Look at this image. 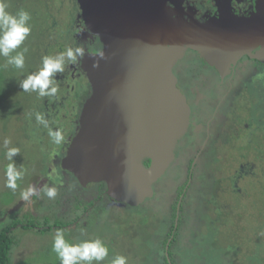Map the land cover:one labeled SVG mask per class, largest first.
<instances>
[{
    "label": "rangeland",
    "instance_id": "rangeland-1",
    "mask_svg": "<svg viewBox=\"0 0 264 264\" xmlns=\"http://www.w3.org/2000/svg\"><path fill=\"white\" fill-rule=\"evenodd\" d=\"M5 2L8 5L7 11L10 13L15 14L22 9L31 14L29 21L31 33L20 48L12 53L15 55L24 48L28 49L25 53L24 68L17 69L8 66L6 61L4 62L8 70L11 67V71L7 74L5 82V85H8V93L3 94L0 103V228L15 218L21 222L40 223L46 217L49 218V225L56 221V225H62L65 220H71L75 214L81 213V207L89 200H95L94 207L99 206V208L89 206L88 212L91 214L87 222L82 221L79 225L68 223L63 226L66 239L70 242H77L82 239L95 238L99 232L93 230L90 232L87 229L91 223L97 225L101 221L104 223L108 221L107 223L110 224L117 217L115 227L113 230L108 229L103 235V240L108 241L110 236H114L113 234L121 235L122 233L129 245L127 249L133 251L134 254L126 255L125 247H122L123 250L119 251V255L126 256L128 264H152L161 247L158 232L169 223L170 219L171 209L168 199L164 200L162 194L157 199L162 200L161 203L160 201L154 204L126 203V206L122 207V204L114 199L103 196L102 199L96 200L94 193H83L85 191L79 187L80 182L74 174L62 167L61 162L67 146L63 148L53 143L49 135L45 134L43 138L40 133L33 131L36 121L31 120L29 123V116L25 115L27 101L24 96V94L30 96L33 92L27 94L28 92L23 93L18 90L20 89L19 83L23 80L21 77L14 82L18 71L22 72L21 76L25 75V79L32 69L38 68L39 70L42 57L46 55H55L68 47L83 49L86 47V53H90L89 47L101 50L100 39L89 32L94 36L91 43L88 40L83 45L82 41L77 38L75 44V36L67 41L73 45L65 42L66 45L61 51L50 47L51 41H54V38L60 40L58 38L65 37L67 30H70L75 22L79 29L84 26L79 16L80 7L77 0H5ZM229 14L236 19L248 17L251 13L242 15L230 10ZM31 35L33 45L29 48V44L25 42L30 41ZM263 51L261 50V53ZM253 53L243 55L244 58H241L238 65L239 68L252 67L250 60L254 59ZM182 60V56L174 60L172 72L174 73L175 67H180L177 77L185 88L190 84L199 86L203 81L201 73H204V62L209 67L219 72L222 71L221 74L227 68V66L222 68L221 59L203 56V54L201 56L197 52L193 53L191 58L186 57L183 62ZM75 66L76 63H68L65 68L70 69ZM243 81L244 90L242 95L235 99L232 109L234 116L224 124V118L222 119V126L225 129H222V138L218 140V145L207 148L197 162L194 179L189 182L190 188L185 197L182 215L179 211V216H175V220L181 217V225L178 243L174 248V264H264V66L258 68V71L248 73ZM77 82L76 76L71 85H74L75 89H82L81 76H79L78 85ZM232 84L236 85L233 78ZM45 98L40 97L33 104V108L36 106V110L40 113L43 112V104L47 105L43 102ZM81 106L82 104L76 106L77 117ZM243 124L246 125L244 131ZM60 130L62 134L70 132V130L63 132L62 128ZM241 130L243 132H240ZM233 134L235 135L230 138ZM5 138L11 141L9 147L15 146L20 149V153L14 157V162L18 168L25 170L23 179L17 182L18 188L15 192L5 187V168L10 163L4 155L6 149L3 147V140ZM49 139L50 142L47 144ZM175 149L176 147L174 153ZM144 160L146 158L143 159V163ZM176 165H178L177 162L171 160L160 174L161 179L153 183L158 185L156 188L158 192L174 188V185L165 183L169 179L174 180L175 185L184 180V173L175 174ZM168 167L171 171L165 177ZM32 185L37 189L44 186H56L58 195L55 199H49L41 192L39 197H31L28 201L21 200L20 192ZM166 194L170 198L175 196L174 192ZM75 203L80 208L75 209ZM152 206L156 209L154 214H152L154 212ZM143 213L147 216L142 227L145 217ZM135 214L139 215V221H136L139 226H135L131 233L125 230L124 223L129 221L127 226L135 223L133 219ZM158 216L160 222L156 223ZM36 226L43 227L41 223ZM56 230V227L48 231L36 230V227L25 229L19 228L17 224L12 232L15 244L12 249L11 264H59L56 254L52 251ZM249 242L252 251L247 250V257L243 259L246 244ZM108 258H110L109 254Z\"/></svg>",
    "mask_w": 264,
    "mask_h": 264
},
{
    "label": "water",
    "instance_id": "water-1",
    "mask_svg": "<svg viewBox=\"0 0 264 264\" xmlns=\"http://www.w3.org/2000/svg\"><path fill=\"white\" fill-rule=\"evenodd\" d=\"M77 1L85 32L102 45L81 60L90 94L62 167L82 184L103 181L116 202L136 205L173 159L189 123L174 60L191 49L221 59L222 68L251 52L264 62V0L248 17L234 19L227 10L205 21L184 12L183 0Z\"/></svg>",
    "mask_w": 264,
    "mask_h": 264
},
{
    "label": "trees",
    "instance_id": "trees-1",
    "mask_svg": "<svg viewBox=\"0 0 264 264\" xmlns=\"http://www.w3.org/2000/svg\"><path fill=\"white\" fill-rule=\"evenodd\" d=\"M76 20V17H75ZM81 29V28H80ZM79 27L77 26V22H75L70 30H67L66 36L63 38H58L60 40H57L54 38V41H51L52 44H50V47H52L53 49L57 48L56 51H61V49L63 50L64 46L66 45V43H70L71 45H73L71 42H67L71 39H73L75 36V44L77 43V38L80 40H82V44L85 45L86 42L88 40L91 41V35L89 34V32H82V30H84V26L82 27L81 31ZM76 31V35H74V32ZM77 31H79L77 33ZM73 36V37H72ZM58 41V42H57ZM66 42V43H65ZM25 44H29V48L30 46L33 45V36L31 35L30 41L29 42H25ZM85 47V46H84ZM67 49V48H66ZM85 53H86V47L84 48ZM88 50L90 52L96 53L99 51L98 49L89 47ZM186 50H191V49H186ZM185 50V51H186ZM55 51V52H56ZM194 51V50H191ZM54 52V53H55ZM195 52V51H194ZM58 53V52H57ZM56 53V54H57ZM196 53V52H195ZM184 55V53H183ZM182 55V56H183ZM82 60V59H81ZM81 60H79V62L76 63L75 67L72 68H65L64 72L57 73L56 74V84L58 86L59 91L57 92L55 97H46L44 99L43 102H46V104H43V112L41 114H43L45 116V118L48 120L49 126L55 130V129H64L63 132H65V130H70V132H67L66 134L64 133V140L59 144V146L61 147H66L71 139V134H73L72 132H75L78 124H77V112H76V106L82 104L85 99L89 96L90 94V84L88 82L87 77L85 76V72L83 70V68L81 67ZM6 61V58L3 56H0V103L2 101L1 97H3V94L7 92V87L8 85H5L6 82V77L7 74H10L11 71V67L10 70H8V66H12L9 65L5 66L4 62ZM37 69H32L28 74L32 73L33 71H37ZM24 71V70H21ZM20 71H18V74L14 77V82H16V80L21 77L22 79H24V76H21ZM69 73V76H67V74ZM27 74V75H28ZM77 76L78 78V82L76 83L77 85L79 84V76H81V87L82 89H75L74 85H71L73 79L75 80V77ZM64 84L62 87L61 85ZM71 85V86H70ZM73 87V89H71ZM20 88V87H19ZM21 89V88H20ZM19 91L25 93V91H23L22 89ZM20 93V92H18ZM27 94H30V92H28ZM24 96L26 97V103H27V113H25L26 116H29V123L31 122V120H35V114L36 113H40L39 111H37V107L35 106V108H33V104L35 102L36 99L40 98L38 96L37 93L33 92L31 93L30 96L24 94ZM190 114V111H189ZM36 121V120H35ZM188 129V125L184 131V133L177 139L178 140L182 137V136H186V132ZM75 130V131H74ZM33 131H36L37 133H40V136H42L43 138H45V136H48V129L44 128L43 125H40L36 122V127L34 128ZM46 134V135H45ZM184 136V137H185ZM50 142V139L48 140L47 144ZM176 142V144H177ZM176 147V145H175ZM174 147V148H175ZM194 149V148H193ZM61 150H63L61 148ZM177 156V152L173 150V159L174 160ZM148 159L144 160V164L147 165L148 164ZM192 161V157H190L188 159V164H187V176H188V170L190 169V164ZM165 176V175H164ZM186 177L184 179V181L179 184L175 190V196L170 198L169 195H166V191L163 190V198L164 200H166L165 198L168 199V205L169 208L171 209L170 212V219H169V223L162 228L158 233L160 236V240L159 243L161 245L160 250H159V254H157L158 256L155 258V260L153 261L152 264H174L175 260H174V248L178 243V237H179V228L181 225V217H178L176 225L175 224V216H176V202H177V198L178 196L182 193L183 188L185 187L186 181H187ZM161 179V175H159L156 179L160 180ZM101 183V193L102 195L106 196L107 198H111L106 194V186L105 183L103 181H99ZM82 185V184H81ZM83 186V185H82ZM161 192H158V190L156 189V185L152 184V188L151 191L149 192L148 195H146L143 200L138 203V204H154L155 202H159L161 203L162 200H157L161 197L162 194H160ZM187 194V193H185ZM186 197V196H185ZM185 197L182 201V206L180 205V215H182L183 212V205H184V201H185ZM170 198V199H169ZM112 199V198H111ZM94 200V199H92ZM94 201H88L86 205H83L82 211L79 214H75V216L73 217V219L71 220H65V223L62 225H56L57 221L50 224L48 223L49 218L44 217V219L40 222L43 227L42 228H38L36 226V224L40 225V223H32V221H25V222H21V220L19 219H13L10 223L4 225V227L0 228V264H11L12 263V249L14 246V238L12 237V232L14 227H16V225H19V228H35L36 230H42V231H48L50 230L52 227H56V229H62L63 226L67 225L69 223V225H79L82 221L83 222H87V219L90 218V212L88 208L89 206L94 207L95 205H93ZM159 203V204H160ZM122 207L126 206L125 202H121ZM75 209L80 208L77 206V203H75ZM142 206V205H141ZM99 208V206H96ZM96 207H94L96 209ZM137 209H140L139 207H136ZM153 209V213H156L155 210L152 206ZM122 210H124V208H122ZM141 211H143L141 209ZM83 214V216H82ZM145 214V215H144ZM122 215V214H121ZM121 215H119V217H121ZM142 215V214H140ZM158 215V214H157ZM144 220L142 223V227L145 224V219L147 214L143 213ZM155 216V215H154ZM105 219V218H104ZM135 223H131L130 225H126L129 223L125 221L124 223V228L125 230H127L128 232H133V230L135 229V226L138 227V222L139 221V215L137 216L135 214L134 218ZM149 221V220H148ZM106 223H104V221L99 222L97 225L96 224H90L89 229L90 232L93 230L95 232H99L98 235L96 237H99L103 240L104 238V234L108 231L109 228H111V230H113V227H115V224L117 223V217L115 218V221L112 220V222L110 224H108V221H105ZM160 219L159 216L156 218V223H159ZM137 223V224H136ZM86 224V223H85ZM96 226V227H95ZM102 233V236H100V234ZM114 236H110L108 239V241H105V244H108V248H109V255L110 258H106L105 260L99 262V264H111V260L114 256L119 255V251L123 250L122 247H125V254L126 255H130V254H134L133 251L127 249L129 247L128 242L124 240V235L121 233H115L113 234ZM94 238V237H92ZM122 239V240H120ZM248 244V247H247ZM246 244V248L243 254V259L247 257V250H251L252 251V247H251V243H247ZM121 248V249H118ZM231 248V247H228ZM236 248V247H234ZM118 250V252H117ZM110 259V260H109ZM146 259V258H145ZM145 261V260H144ZM94 264H96V262H94Z\"/></svg>",
    "mask_w": 264,
    "mask_h": 264
},
{
    "label": "flooded vegetation",
    "instance_id": "flooded-vegetation-1",
    "mask_svg": "<svg viewBox=\"0 0 264 264\" xmlns=\"http://www.w3.org/2000/svg\"><path fill=\"white\" fill-rule=\"evenodd\" d=\"M257 0H184L182 1V8L184 12L199 21H205L211 17L217 18L221 15L222 9L224 12L232 10L236 14L246 15L250 12L256 10ZM248 12V13H247ZM188 15H184L186 19ZM87 29L84 28L82 32H85ZM90 34V33H89ZM91 35V34H90ZM93 36V35H91ZM94 36L91 37V41ZM81 40V39H80ZM82 41V40H81ZM89 40V43H91ZM85 53V50H84ZM194 51L186 50L182 56L183 60L188 57L191 58ZM196 54V53H195ZM241 58H244L243 55L236 59L234 62L229 63L225 72L221 74L219 70L213 69L205 65L204 73H201L203 81L198 85H189L187 88L184 87L179 82L177 77V72L180 67L174 68V74L176 76V85L185 96L186 102L189 107V123L186 136H182L176 144L177 156L174 159V162H177L176 173H184V179L186 177L187 181L185 187L183 188L182 193L178 196L176 202V213L178 210V216L180 211V205L182 206V201L186 196L185 193L190 188L189 182L194 179V169L197 166V162L202 157V154L206 152V149L213 147V145H218V140L222 138V119L223 124L227 123V120L233 117V107L234 102L237 97L242 95L244 87L242 86L243 80L246 78V75L252 71H258V68L264 66V62H260L257 59H251L252 67L251 68H239V63ZM248 58V57H245ZM182 60V62H183ZM227 71V72H226ZM232 78L235 79L236 85L232 84ZM197 79V78H196ZM188 90V91H187ZM243 131L245 128V124ZM225 130V129H224ZM242 130L240 132H243ZM264 132V129H263ZM73 134L75 132H72ZM239 133V132H238ZM73 134H71L73 136ZM237 134V133H235ZM235 134L231 135L234 136ZM71 136V137H72ZM194 148V149H193ZM63 151V150H62ZM192 157L190 164V169L188 170L187 176V164L188 159ZM172 167V166H171ZM171 171L170 167L167 168L165 177ZM75 177V176H74ZM169 179V178H168ZM184 181V180H183ZM182 181V182H183ZM172 182V183H171ZM174 180L166 181V184L171 186L174 185V188L165 189L166 193L171 194L172 192L176 193L175 190L179 184H173ZM79 187L83 188L85 192L94 193L96 195V200L102 199L104 195L101 193L102 187L100 182H85ZM156 188L158 187L157 184ZM88 191V192H86ZM160 194H163L161 191ZM167 195V194H166ZM106 197V196H104ZM174 197V196H173ZM95 201V200H94ZM177 204L178 208H177ZM94 205V204H93ZM90 208V207H89ZM177 220H175L176 224ZM174 224V225H175Z\"/></svg>",
    "mask_w": 264,
    "mask_h": 264
},
{
    "label": "clouds",
    "instance_id": "clouds-1",
    "mask_svg": "<svg viewBox=\"0 0 264 264\" xmlns=\"http://www.w3.org/2000/svg\"><path fill=\"white\" fill-rule=\"evenodd\" d=\"M8 5L5 0H0V56L6 58L9 65L17 69H23L25 65L24 48L22 51L12 53L20 48L26 38L31 33V14L26 10H19L15 14L7 11ZM84 49L81 47H68L55 55H46L42 57L39 70L32 72L23 79L19 86L25 92H35L39 97H55L58 92L56 84V74L64 72L68 63H77L84 56ZM102 55V53H101ZM35 120L38 124L48 129V135L52 142L59 145L64 136L62 130H53L48 120L41 113L35 114ZM10 139L3 140V147L6 149L5 158L10 161L5 168V187L15 192L18 188V181H21L25 175L23 168H18L14 162V157L20 153L18 147H9ZM41 192L49 199H55L58 195L56 186H44L37 189L34 185L27 187L20 192V198L23 201L30 200L31 197H39ZM52 251L56 254L59 264H99L105 260L109 254V248L105 242L99 238L82 239L77 242H70L66 239L65 231L57 229L55 231ZM111 264H128V258L124 255H116L112 258Z\"/></svg>",
    "mask_w": 264,
    "mask_h": 264
}]
</instances>
